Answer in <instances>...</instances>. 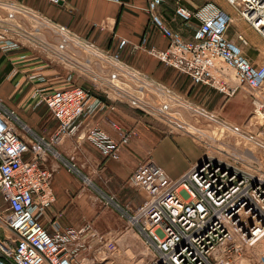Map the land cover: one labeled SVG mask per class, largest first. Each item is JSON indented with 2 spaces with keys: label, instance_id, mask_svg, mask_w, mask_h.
Returning <instances> with one entry per match:
<instances>
[{
  "label": "built area",
  "instance_id": "built-area-1",
  "mask_svg": "<svg viewBox=\"0 0 264 264\" xmlns=\"http://www.w3.org/2000/svg\"><path fill=\"white\" fill-rule=\"evenodd\" d=\"M50 1L60 4L62 0ZM228 1L264 39V0ZM147 2L152 30L168 38L169 43L159 48L151 44L152 35L146 32L140 43H133V49L146 47L166 65L188 74L193 85H207L227 97L247 86L255 116L264 123V62L255 63L246 53L243 32H238L237 41L229 36L231 12L212 1L194 8L178 2L165 15L162 12L165 0ZM0 6L7 10L6 14L0 12L1 51H34L50 64L63 68L80 66L85 70L83 75L91 74L86 83L66 87H50L43 64L31 75L30 78L41 83L34 93L38 103L45 104L58 121L51 135L36 132L22 123L15 111L5 107L0 99V223L11 234L8 238L0 236L1 257L10 260L0 258V261L5 264H264V175L207 154L201 158V167L195 162L178 178L172 177L151 156L141 162L130 181L136 190L146 191L148 198L136 209H123L130 228L120 235L107 237L90 224L63 227L53 220L51 228L44 225L41 218L56 198L52 188L56 168L49 164V157H60L56 146L76 132L84 119L97 109H115L118 101L133 108L134 104L124 98L127 95L131 100L148 104L150 98L156 99L158 105L150 104L153 110L141 108L142 112L154 111L173 122L180 121L178 109L173 107L176 103L179 108L178 100L144 73L128 69L121 59V49H104L92 40L77 36L70 28L56 25L41 11L15 0H0ZM179 20L193 29L191 37L173 27L172 23ZM26 21L36 24V34L26 27ZM48 31L50 37L46 35ZM29 33L50 41L39 44L27 39ZM51 41L57 44L54 46ZM129 42L121 38L120 47ZM52 47L63 59L59 55L51 59ZM102 67L109 69L108 76L97 72ZM72 78L70 73L68 80ZM192 113L198 118L209 117L205 108L203 111L193 108ZM188 131L198 135L197 131ZM86 137L105 158H119L122 146L131 140V133L125 131L116 139L95 125Z\"/></svg>",
  "mask_w": 264,
  "mask_h": 264
},
{
  "label": "crops",
  "instance_id": "crops-1",
  "mask_svg": "<svg viewBox=\"0 0 264 264\" xmlns=\"http://www.w3.org/2000/svg\"><path fill=\"white\" fill-rule=\"evenodd\" d=\"M15 1L41 11L56 25L70 28L77 36L92 40L104 49H121V59L128 64L127 68L144 73L153 83L177 98L179 108L176 103L173 107L178 109L179 115L188 117L190 121L197 123L198 117L188 111L192 112L193 108L203 111L205 108L209 117H216L235 126H250L246 123L251 122L255 105L248 87H241L229 97L207 85L194 87L188 74L166 65L157 56L150 54L146 47L133 49V43H140L146 32L152 35L151 44L159 48H165L169 43L168 38L152 30L147 0H124L122 3L115 0H62L60 4L50 0ZM175 7L169 0H165L162 12L168 15ZM26 23V27L36 34V24L31 21ZM172 25L180 29L184 36L191 37L193 29L180 20ZM46 35L50 37V32H46ZM121 38H127L130 42L120 47ZM27 39L42 45L50 41L32 33L28 34ZM233 39L238 40L235 37ZM51 44L55 46L57 43L51 41ZM50 55L52 60L53 56H61L54 47ZM42 64L50 87L86 83L91 74L85 72L86 75H83L85 70L80 66H75V69L74 66L66 65L56 69L34 51L5 53L0 50V99L4 106L14 110L20 121L37 129L36 132L40 129L51 135L57 129L58 121L52 115L45 117L44 107L47 106L39 104L38 98L34 96L41 83L30 78ZM100 69L97 72L102 75L110 74L109 69ZM70 73L73 78L68 80ZM131 83L137 85L134 81ZM186 118L180 121L175 119V127L172 124L169 127L159 119L150 118L140 110L123 104H117L115 109L106 107L95 110L84 119L76 132L66 136L56 146L60 157H49V164L56 168L52 182L56 198L42 216L43 224L48 228H51L53 220L59 221L63 227L90 224L107 237L120 235L124 229H129L123 209H136L148 198L146 191L136 190L130 181L132 173L141 162L151 156L172 177L178 178L206 154L202 141L187 130L191 123L188 125ZM95 125L103 127L116 139H120L125 131L131 133V140L122 146L119 158H105L87 139L88 130ZM100 196L101 201H108V204L99 203ZM0 231L4 238L11 236L7 231Z\"/></svg>",
  "mask_w": 264,
  "mask_h": 264
},
{
  "label": "rangeland",
  "instance_id": "rangeland-1",
  "mask_svg": "<svg viewBox=\"0 0 264 264\" xmlns=\"http://www.w3.org/2000/svg\"><path fill=\"white\" fill-rule=\"evenodd\" d=\"M169 1L174 6L178 4V0H169ZM208 1L215 2L216 4L223 6L224 8L228 9L231 12V14L233 15V21L229 29V36L231 38L234 37L237 38L238 32H243L246 37V40L243 41L244 43H242V45L244 46L246 53L250 57H252V60H254L255 63L264 62V39L256 30L251 29L249 24L240 17L235 7L228 0H179V3L193 8L195 6L202 5ZM0 12L6 14L7 10H5L4 7L0 6ZM45 60L49 61L48 59ZM51 65L56 69L61 68L59 65H56L55 63L54 64L51 63ZM43 71L45 74L44 69ZM120 84L124 86V83L123 84L120 83ZM193 86L195 87V85ZM140 95L144 96V93H140ZM124 98L130 100L134 104L133 108H139L141 112H142L141 108L148 109L150 111L153 110L152 106H150L151 103L154 105H158L157 102L155 101L156 99L152 101V99L150 98L149 101L150 104H148L146 101H142V100H138V101L131 100L127 95H125ZM118 104L130 106V104L127 102L123 103L118 101ZM44 110H45V117H49L48 115L51 114L48 111V109L44 107ZM188 112L194 116L192 112L190 111ZM147 116L150 118L159 119L164 124H167L169 127H171L169 124H172L175 127L174 122L172 120L163 117L161 114H158L157 112L153 111V113H149L147 114ZM178 117L181 119L186 118L183 117L182 115H178ZM186 119L188 121V124L191 123V125L187 127L188 130H193L198 132V135L196 136L198 137L199 140L202 141L201 144L204 148V153H206L208 156L222 159L224 161H227L244 169L264 175V123L261 117L255 116L254 113L251 122L249 124L246 123V125H250V126H242V127L221 121L216 117L212 118L205 115L199 116V118L197 119V123L190 121L188 117ZM238 128H246V129H238ZM249 128H256V129L254 130ZM32 129L37 131V129L35 128ZM42 129L43 128H41V130ZM38 132L43 133L40 131V129L38 130ZM99 203L106 204V201H101V196H100ZM6 206L7 204L4 203L3 204L4 209ZM0 227H1V223H0ZM0 230H3L2 227ZM0 236L4 238L1 231H0ZM0 258L4 259L5 261H10L8 258L1 257V254H0Z\"/></svg>",
  "mask_w": 264,
  "mask_h": 264
},
{
  "label": "water",
  "instance_id": "water-1",
  "mask_svg": "<svg viewBox=\"0 0 264 264\" xmlns=\"http://www.w3.org/2000/svg\"><path fill=\"white\" fill-rule=\"evenodd\" d=\"M198 163V166L201 167L202 166V161L201 158L199 160L196 161ZM0 264H5L3 261H0Z\"/></svg>",
  "mask_w": 264,
  "mask_h": 264
}]
</instances>
